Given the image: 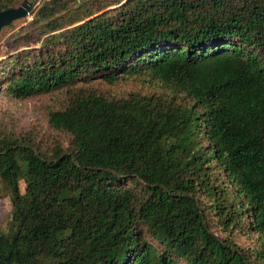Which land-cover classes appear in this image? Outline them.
<instances>
[{
    "label": "trees",
    "instance_id": "obj_1",
    "mask_svg": "<svg viewBox=\"0 0 264 264\" xmlns=\"http://www.w3.org/2000/svg\"><path fill=\"white\" fill-rule=\"evenodd\" d=\"M29 14L0 48V93H58L57 138L0 126V264H264V0H41ZM130 80L142 86L110 90ZM232 229L256 235L253 261Z\"/></svg>",
    "mask_w": 264,
    "mask_h": 264
},
{
    "label": "rangeland",
    "instance_id": "obj_2",
    "mask_svg": "<svg viewBox=\"0 0 264 264\" xmlns=\"http://www.w3.org/2000/svg\"><path fill=\"white\" fill-rule=\"evenodd\" d=\"M34 2L33 6L36 7L41 0H29ZM32 6V7H33ZM31 19V15L28 14L25 17L14 20L10 26L4 27L0 30V48L4 43L15 36L18 32L19 35L26 34L21 31V27L25 25ZM36 29L31 27L28 28V33L36 34ZM142 84L135 80L117 82L110 86V90L118 93H125L128 91L137 90ZM58 93L55 94H44L35 97L25 98L21 100L13 99L12 97L5 96L0 93V126L12 124L16 130H29L35 129L38 136H40L46 143L53 141L57 138V134L52 132L47 125V109L56 106L58 103ZM19 162L21 164L22 173L18 175V183L21 191L25 190V170L27 166V158L23 153H19ZM219 181L217 180L216 183ZM233 191L232 187H228ZM209 221L213 223V230L215 234L222 237L226 236V232H223L216 224V215L214 209H208ZM12 195L7 184L0 178V230L7 231L12 226ZM16 228V226H13ZM230 238L233 239L235 245L231 247V250L237 248L241 250L243 254L250 255L251 259L254 258L253 249L257 244L256 235L252 232L239 231L232 229ZM253 261V259H252Z\"/></svg>",
    "mask_w": 264,
    "mask_h": 264
},
{
    "label": "water",
    "instance_id": "obj_3",
    "mask_svg": "<svg viewBox=\"0 0 264 264\" xmlns=\"http://www.w3.org/2000/svg\"><path fill=\"white\" fill-rule=\"evenodd\" d=\"M33 3L34 2L29 0H22L17 7H9L0 10V30L3 26L10 24L12 21L27 16Z\"/></svg>",
    "mask_w": 264,
    "mask_h": 264
}]
</instances>
